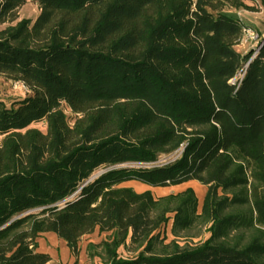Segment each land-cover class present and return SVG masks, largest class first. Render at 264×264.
<instances>
[{
  "label": "trees",
  "instance_id": "trees-1",
  "mask_svg": "<svg viewBox=\"0 0 264 264\" xmlns=\"http://www.w3.org/2000/svg\"><path fill=\"white\" fill-rule=\"evenodd\" d=\"M28 1L0 0V77L30 90L0 101V264H47L44 232L79 264L97 229L111 234L87 250L103 264H264V43L252 60L238 50L236 13L257 8L32 0L33 21L19 18ZM190 180L208 186L200 212L192 187L156 197L123 186ZM199 224L210 236L181 245ZM128 240L142 250L124 258Z\"/></svg>",
  "mask_w": 264,
  "mask_h": 264
},
{
  "label": "rangeland",
  "instance_id": "rangeland-1",
  "mask_svg": "<svg viewBox=\"0 0 264 264\" xmlns=\"http://www.w3.org/2000/svg\"><path fill=\"white\" fill-rule=\"evenodd\" d=\"M248 11L249 12H246L244 14L245 15L244 18H246V20H248L249 22H252L253 24L259 21V23L262 24V27L264 29V17L259 15L258 12H255V11H259L258 8L257 10H248ZM39 14H40V7H39V3L36 1L29 0L19 9L20 19L26 18V19H32L34 21L38 17ZM253 20L255 21L253 22ZM249 27H251L253 30L261 34V32L257 28H255L252 24L249 25ZM253 44L254 42H251L249 40V42H243V44H240L238 48L243 54H246L249 51L253 50ZM29 94H30V91L26 92L22 88H20V84L17 85V81H12L4 77H0V101L5 102L7 105H11L14 101L23 99ZM34 126L40 127L42 129L44 128L42 124H38V125L35 124ZM1 138L2 137L0 136V140ZM168 159L170 158H164L163 161L168 160ZM106 169L108 168L101 167L95 173H98ZM129 182L128 183L132 185L131 187H133L138 192L145 191L146 189L144 188V186H142L140 182H137V181H129ZM188 187H192L196 192V195L199 199V212H200L204 198L208 190V186L200 183L197 180H190L188 182H185L179 185H173V186H167V187H153L150 190L154 193L156 197H158V196H165L171 193H178V192H181L187 189ZM203 189H205V192L203 191ZM169 227H170V223L168 224L167 230H166L167 236H168V239L166 242H169L174 237L171 233V229L169 230ZM189 233L192 236L179 239V242L181 245H186V244L192 245V244L201 242L210 236V232L207 231L206 226L201 225V224L196 226ZM110 234L111 232H101L97 229L94 233L83 236L79 242L80 252L78 256V263L79 264H103V258H101L98 254L95 255L93 258H91L88 255L89 253H88L87 247L90 244H95V243L99 244L101 241L108 239ZM141 250H142L141 247L139 248L137 244L132 243L130 240H128V242L125 245L119 248L120 255L124 258L135 257L136 255H138V253ZM90 251L94 253H100L102 252V248L100 246H97V247H93Z\"/></svg>",
  "mask_w": 264,
  "mask_h": 264
},
{
  "label": "crops",
  "instance_id": "crops-1",
  "mask_svg": "<svg viewBox=\"0 0 264 264\" xmlns=\"http://www.w3.org/2000/svg\"><path fill=\"white\" fill-rule=\"evenodd\" d=\"M245 3L250 6L258 8L259 11H255V12H258L259 15L264 17V6L261 0H245ZM246 12L249 11L243 8L236 11L238 16L243 20V22L246 25L249 26L252 24L255 28H257L261 32V34H264V29L262 27V24L259 23V21L253 24L252 22H249L248 20H246V18H244L245 17L244 14ZM254 21L255 20H253V22ZM238 50L240 49L238 48ZM129 183L128 182L123 183V186H132ZM141 184L142 186H144V188H146L145 190H150L153 188L152 186L143 183ZM203 191L205 192V189H203ZM171 225H172V221L170 222L169 230L171 229ZM37 242H38L37 251L48 253L51 256V260L47 264H72L76 260L68 243L64 239L60 238L54 232L42 233L41 236L37 239Z\"/></svg>",
  "mask_w": 264,
  "mask_h": 264
},
{
  "label": "built area",
  "instance_id": "built-area-1",
  "mask_svg": "<svg viewBox=\"0 0 264 264\" xmlns=\"http://www.w3.org/2000/svg\"><path fill=\"white\" fill-rule=\"evenodd\" d=\"M249 40L251 42H254V44H253V55L251 56V59H250V60H252L256 56V54L258 53V51L260 50V48L262 47V45L264 43V34H260V33L256 32L255 30H253L249 26H244L241 44H243V42H249ZM248 63H249V61H248ZM248 63L245 65V67L243 69H241L238 72V74L233 79V81H238V80L241 81L242 80V78L245 75ZM19 84H20V88H22L24 91H26V92L30 91L29 87L27 85H25L23 82L17 81V85H19Z\"/></svg>",
  "mask_w": 264,
  "mask_h": 264
},
{
  "label": "water",
  "instance_id": "water-1",
  "mask_svg": "<svg viewBox=\"0 0 264 264\" xmlns=\"http://www.w3.org/2000/svg\"><path fill=\"white\" fill-rule=\"evenodd\" d=\"M109 169H110V168H108V169H106V170H103V171H100V172H98V173H94L93 176H92L88 181L85 182V184H86L87 182H89V181L95 179L96 177H98L99 175H101L102 173L106 172V171L109 170ZM62 203H64V202H62Z\"/></svg>",
  "mask_w": 264,
  "mask_h": 264
}]
</instances>
